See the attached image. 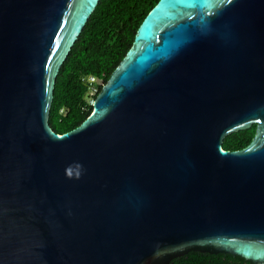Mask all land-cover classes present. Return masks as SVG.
I'll return each mask as SVG.
<instances>
[{
  "label": "water",
  "instance_id": "95a60500",
  "mask_svg": "<svg viewBox=\"0 0 264 264\" xmlns=\"http://www.w3.org/2000/svg\"><path fill=\"white\" fill-rule=\"evenodd\" d=\"M99 2L0 0V264H264V0H159L59 133L57 76Z\"/></svg>",
  "mask_w": 264,
  "mask_h": 264
},
{
  "label": "trees",
  "instance_id": "16d2710c",
  "mask_svg": "<svg viewBox=\"0 0 264 264\" xmlns=\"http://www.w3.org/2000/svg\"><path fill=\"white\" fill-rule=\"evenodd\" d=\"M158 1L100 0L57 76L49 119L57 132L76 128L92 113L93 104L87 101L89 85L85 77L94 74L103 77L107 83L133 45L143 20ZM255 133L256 124L233 132L225 138L224 148L241 149L251 142ZM168 264L258 263L233 253L191 250L174 257Z\"/></svg>",
  "mask_w": 264,
  "mask_h": 264
},
{
  "label": "built area",
  "instance_id": "2783aa9c",
  "mask_svg": "<svg viewBox=\"0 0 264 264\" xmlns=\"http://www.w3.org/2000/svg\"><path fill=\"white\" fill-rule=\"evenodd\" d=\"M86 82L89 85V91L87 95V101L89 104H93V95L99 90L101 85L104 82L103 77H99L97 75L91 74L85 77ZM65 109H62V112H64Z\"/></svg>",
  "mask_w": 264,
  "mask_h": 264
}]
</instances>
